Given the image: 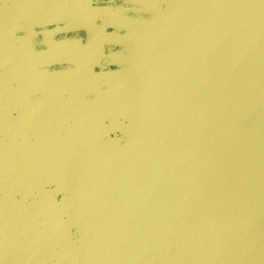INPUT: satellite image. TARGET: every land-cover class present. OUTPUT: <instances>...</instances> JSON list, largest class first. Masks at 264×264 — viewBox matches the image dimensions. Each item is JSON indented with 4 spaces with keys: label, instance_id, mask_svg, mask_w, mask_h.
<instances>
[{
    "label": "water",
    "instance_id": "obj_1",
    "mask_svg": "<svg viewBox=\"0 0 264 264\" xmlns=\"http://www.w3.org/2000/svg\"><path fill=\"white\" fill-rule=\"evenodd\" d=\"M137 2L127 122L70 135L72 248L50 264H264V0Z\"/></svg>",
    "mask_w": 264,
    "mask_h": 264
},
{
    "label": "crops",
    "instance_id": "obj_2",
    "mask_svg": "<svg viewBox=\"0 0 264 264\" xmlns=\"http://www.w3.org/2000/svg\"><path fill=\"white\" fill-rule=\"evenodd\" d=\"M108 1L19 0L26 14L2 32L12 57L0 65V200L21 201L29 222L67 196L70 135L97 143L126 125L120 68L132 8L123 5L137 0ZM3 257L29 264L13 251Z\"/></svg>",
    "mask_w": 264,
    "mask_h": 264
},
{
    "label": "rangeland",
    "instance_id": "obj_3",
    "mask_svg": "<svg viewBox=\"0 0 264 264\" xmlns=\"http://www.w3.org/2000/svg\"><path fill=\"white\" fill-rule=\"evenodd\" d=\"M18 1L19 0H0V26H1L0 27V65H1V62H4V61L6 62V60H9L8 58L12 57V55L10 54V51L8 50V47H10L11 44L9 45V42L7 39H3V37H2L3 33L2 32L5 31V34H9L8 32L11 31V21H12L14 14L17 13L22 17L23 14H26V10L28 9L27 7H22V9H20V7L16 6ZM20 1L22 4V2L24 0H20ZM121 1L122 0H109L106 4L107 5L108 4L118 5L119 3H121ZM137 3H138L137 1H135L133 3L127 2L126 6H128V7H126L125 5H123V7L124 8L139 7ZM128 14L131 16L140 15L142 17H147V15L145 13L138 14V13H135L134 11H130V12H128ZM3 22L5 23V26H3ZM56 201L61 202V199L60 198L56 199ZM19 204H20V202L18 201V203H16V205H19ZM20 206H22V203L20 204ZM46 207H44L46 210L50 209L49 205ZM52 207H54L53 204H52ZM22 209H23V207H19L16 209L13 208V211H12V209L7 210V212L12 211V212L18 213L17 218L19 215H21V217L23 215L24 216L22 217L23 220L21 219L23 221V223L21 225L19 223H16L15 225H9L6 223L9 227V231L8 232L0 231V242L1 243L4 242L7 244L4 246H0L1 256H4L3 258H5V256H10V252L12 253V251H13V254L19 253V255H20V253H22L23 257H27L26 255H29L28 252L30 251V249H32L33 250L32 254H33V252H35L34 257L37 259H40V262H42V260H46V261H48V264H50L51 258H55L56 260L57 259L61 260V259H64L66 257V259H67L68 249L66 246L70 245V242H69L70 238L68 236L67 225L60 223L59 221L54 219L55 216H53V220H54L53 223L49 222L48 220H46L47 222H44L43 217H41V215H39V214L37 216V219L40 221H39V223H37V226L30 224L31 222H28L29 220H27V218H26L27 215L22 213L23 212ZM54 212H56V210H54L53 213ZM58 215H60V213H58ZM1 217L2 216H0V222H1V224H3L4 222L1 221L2 220ZM44 223L46 225H43ZM56 223L59 225V227ZM32 226H33V229H32ZM34 226H36L37 228H35ZM46 226H48V227H46ZM53 226H54V228H53ZM50 227H52V231L49 230ZM29 229H31V230H29ZM38 229H39V231H38ZM31 233H32V235H31ZM51 236H52V238H51ZM33 237H35V238H33ZM50 238H51V240H50ZM57 238H58V240H56ZM27 239L29 241H27ZM30 239H31V241H30ZM32 240H34V242ZM52 240H54L53 243H52ZM35 242H37V243H35ZM18 248H20V249H18ZM54 248H56L57 250H54ZM53 251L54 252L57 251V252L54 254Z\"/></svg>",
    "mask_w": 264,
    "mask_h": 264
},
{
    "label": "bare ground",
    "instance_id": "obj_4",
    "mask_svg": "<svg viewBox=\"0 0 264 264\" xmlns=\"http://www.w3.org/2000/svg\"><path fill=\"white\" fill-rule=\"evenodd\" d=\"M1 27V26H0ZM4 46V45H3ZM6 46V45H5ZM5 48V47H4ZM7 49V48H6ZM39 184V183H38ZM44 188V187H43ZM57 188V187H56ZM18 191V190H17ZM15 194V193H14ZM3 195V194H2ZM2 197V196H1ZM23 201V200H22ZM32 201V200H31ZM21 202V201H20ZM18 203V202H17ZM18 206V207H17ZM53 208L51 209V211H47V212H43V213H41V214H39V215H41V217H43V219H44V222H47L46 220H48L49 222H51V223H53V216H55V218L54 219H56L57 221H59L60 223H63V224H65V225H67L66 223H68V220H65V219H62L61 218V216H63L64 215V213H65V211H66V209L69 207V201L68 200H66V199H63L60 203L58 202V201H55V200H53ZM19 207H21L20 206V204L19 205H16V203L15 204H13L9 199H3L2 201L0 200V208H1V210L3 211V213H5L4 215H5V217H6V221H3V220H1V221H3V222H5V223H7V224H9V225H15L16 223H19L20 225L23 223V219H22V217L24 216H22L21 217V215H19L18 216V218H17V214L18 213H11V214H7V213H10V212H7V210H9V209H12V211H13V208H19ZM69 209V208H68ZM54 210H56V212H54L53 213V211ZM27 211V210H26ZM7 212V213H6ZM58 213H60V215H58ZM3 215V216H4ZM32 217V216H31ZM36 217V216H35ZM26 218H27V216H26ZM22 219V220H21ZM30 220H33V219H30ZM39 221L40 220H38L37 218H36V220L34 221V222H32L31 221V223L30 224H33V225H36L37 226V223H39ZM29 222V221H28ZM48 222V223H49ZM55 224V223H54ZM53 224V225H54ZM57 224V223H56ZM43 225H46L45 223L43 224ZM58 225V224H57ZM17 226V225H16ZM19 226V225H18ZM36 226H34L35 228H37ZM31 227V226H30ZM46 227H48V226H46ZM58 227H59V225H58ZM39 228V227H38ZM53 228H54V226H53ZM32 229H33V226H32ZM49 230H51L52 231V227H50V229ZM38 231H39V229H38ZM34 232V231H33ZM22 233V232H21ZM29 233V232H28ZM31 235H32V233H31ZM30 235V236H31ZM34 235V234H33ZM21 236V235H20ZM27 236V235H26ZM48 236V235H47ZM59 236V235H58ZM68 236H69V234H68ZM25 238V237H24ZM27 238V237H26ZM30 238V237H29ZM33 238H35V237H33ZM37 238V237H36ZM51 238H52V236H51ZM51 238H50V240H51ZM49 240V241H50ZM56 240H58V238L56 239ZM27 241H29L28 239H27ZM30 241H31V239H30ZM33 242H34V240H32ZM38 241V240H37ZM53 241L54 240H52V243H53ZM69 242H70V239H69ZM35 243H37V242H35ZM34 243V244H35ZM22 244V243H21ZM60 244V243H59ZM57 245V244H56ZM67 247V249H68V255H69V250L72 248V245H68V246H66ZM21 248V247H20ZM20 248H18V249H20ZM26 248V247H25ZM64 249V248H63ZM20 251V250H19ZM29 253V252H28ZM7 255V254H6Z\"/></svg>",
    "mask_w": 264,
    "mask_h": 264
},
{
    "label": "flooded vegetation",
    "instance_id": "obj_5",
    "mask_svg": "<svg viewBox=\"0 0 264 264\" xmlns=\"http://www.w3.org/2000/svg\"><path fill=\"white\" fill-rule=\"evenodd\" d=\"M66 195V194H65ZM67 198V200H68V195L66 196V197H63V199H66ZM56 199H59V198H56ZM62 199V200H63ZM69 201V200H68ZM69 208V209H68ZM67 209H66V211H65V213H64V216L66 217L67 215H68V213L71 211V207H68ZM64 217V218H65ZM67 220V219H66Z\"/></svg>",
    "mask_w": 264,
    "mask_h": 264
}]
</instances>
